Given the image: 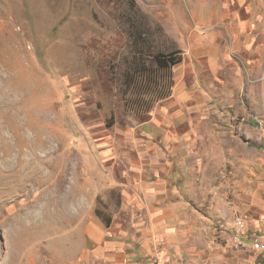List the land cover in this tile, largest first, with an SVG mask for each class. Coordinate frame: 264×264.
Here are the masks:
<instances>
[{
    "label": "rangeland",
    "instance_id": "rangeland-1",
    "mask_svg": "<svg viewBox=\"0 0 264 264\" xmlns=\"http://www.w3.org/2000/svg\"><path fill=\"white\" fill-rule=\"evenodd\" d=\"M133 4L154 49L191 31L219 46L217 75L202 60L190 81L262 164L264 131L250 123L264 118V0H0V264H68L77 208L112 218L127 201L120 183L139 174L129 160L164 100L127 84Z\"/></svg>",
    "mask_w": 264,
    "mask_h": 264
},
{
    "label": "crops",
    "instance_id": "crops-1",
    "mask_svg": "<svg viewBox=\"0 0 264 264\" xmlns=\"http://www.w3.org/2000/svg\"><path fill=\"white\" fill-rule=\"evenodd\" d=\"M207 37L193 31L180 37L184 58L173 67L171 94L141 126L139 158L129 160L139 174L120 183L127 191L123 216L115 214L107 225L94 208L78 207V214L69 207L82 214L72 229L78 240L62 248L68 264H154L155 255L164 264H264V252L252 247L257 239L264 242L260 150L242 142L243 129L215 121L218 108L206 105L212 96L190 81L202 60L213 76L219 72V46L207 45ZM240 214L249 228L246 246L236 248L232 228Z\"/></svg>",
    "mask_w": 264,
    "mask_h": 264
},
{
    "label": "trees",
    "instance_id": "trees-1",
    "mask_svg": "<svg viewBox=\"0 0 264 264\" xmlns=\"http://www.w3.org/2000/svg\"><path fill=\"white\" fill-rule=\"evenodd\" d=\"M131 8H133L135 15L127 18V23L129 24L128 27L136 32L133 41L135 55L133 65L128 70L127 84L146 89L152 88L159 95V99H165L171 94V87L174 82L173 67L182 62L184 51L175 43H171L164 49L159 47L154 49L152 42L148 39V35L152 32L149 18L145 16L143 19L140 14L141 11L135 4ZM136 15L141 18V22L138 23ZM158 29L165 36L163 27L158 26ZM147 60H150L154 65H148ZM96 212L107 225L110 224L111 217H106L100 209H96Z\"/></svg>",
    "mask_w": 264,
    "mask_h": 264
},
{
    "label": "built area",
    "instance_id": "built-area-1",
    "mask_svg": "<svg viewBox=\"0 0 264 264\" xmlns=\"http://www.w3.org/2000/svg\"><path fill=\"white\" fill-rule=\"evenodd\" d=\"M256 123L258 125L260 124L262 127V130L264 131V118L262 119H256ZM259 125V126H260ZM249 228V218L244 215H237L234 218V225L232 228V240H233V246L236 248L244 247L246 246L245 241L243 240V237L246 235ZM252 247L259 252H264V242L257 239L254 241ZM154 264H164V260L161 256L155 255Z\"/></svg>",
    "mask_w": 264,
    "mask_h": 264
}]
</instances>
